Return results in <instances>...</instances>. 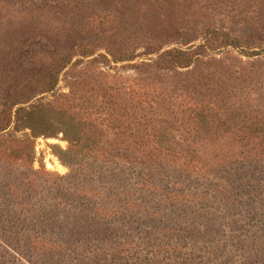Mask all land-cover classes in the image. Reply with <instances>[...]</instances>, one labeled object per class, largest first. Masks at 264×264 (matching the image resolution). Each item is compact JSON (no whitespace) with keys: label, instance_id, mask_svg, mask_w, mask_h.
I'll list each match as a JSON object with an SVG mask.
<instances>
[{"label":"rangeland","instance_id":"1","mask_svg":"<svg viewBox=\"0 0 264 264\" xmlns=\"http://www.w3.org/2000/svg\"><path fill=\"white\" fill-rule=\"evenodd\" d=\"M113 129L163 152L112 243L24 239L68 217L37 205L58 154ZM0 264H264V0H0Z\"/></svg>","mask_w":264,"mask_h":264},{"label":"trees","instance_id":"2","mask_svg":"<svg viewBox=\"0 0 264 264\" xmlns=\"http://www.w3.org/2000/svg\"><path fill=\"white\" fill-rule=\"evenodd\" d=\"M167 55L172 62L190 58L185 51L174 50ZM113 130L114 135L120 137L119 145L97 150L72 145L58 154L69 173L59 177L54 186L45 187L46 195L41 202L37 204L32 200L28 204L40 205L49 214L66 213L68 217L63 221L48 219L46 222L58 224L50 229L51 233L40 235L29 231L22 235L24 239L65 246L77 255L91 253L87 247L94 248L93 253L97 254L105 243H112L117 222L125 211L137 207L134 199L127 198L129 189L122 187V182L133 181L136 176L152 177V171L162 166L157 161L163 152L155 144L156 129ZM167 153H171L169 149ZM63 223L67 226H62ZM55 230L57 241L52 240ZM81 248H86L87 252H80Z\"/></svg>","mask_w":264,"mask_h":264}]
</instances>
